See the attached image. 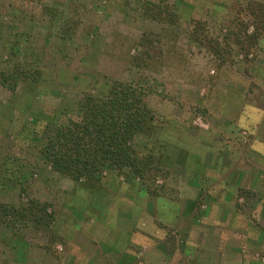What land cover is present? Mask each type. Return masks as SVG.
I'll return each mask as SVG.
<instances>
[{
  "label": "rangeland",
  "instance_id": "374dc122",
  "mask_svg": "<svg viewBox=\"0 0 264 264\" xmlns=\"http://www.w3.org/2000/svg\"><path fill=\"white\" fill-rule=\"evenodd\" d=\"M143 92L138 176L54 171L43 133ZM0 264H264V0H0Z\"/></svg>",
  "mask_w": 264,
  "mask_h": 264
},
{
  "label": "trees",
  "instance_id": "16d2710c",
  "mask_svg": "<svg viewBox=\"0 0 264 264\" xmlns=\"http://www.w3.org/2000/svg\"><path fill=\"white\" fill-rule=\"evenodd\" d=\"M81 116L43 133L41 154L52 169L70 179L94 186L106 168H128L143 176L150 165L134 148L135 137L151 131L154 116L141 89L115 82L104 97L88 96L80 106ZM149 169V166L145 167ZM23 209L0 204V223L29 219L48 224L50 216L40 204L29 201Z\"/></svg>",
  "mask_w": 264,
  "mask_h": 264
}]
</instances>
